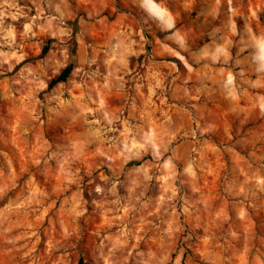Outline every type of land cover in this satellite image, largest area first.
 I'll return each mask as SVG.
<instances>
[{
	"label": "clouds",
	"instance_id": "obj_1",
	"mask_svg": "<svg viewBox=\"0 0 264 264\" xmlns=\"http://www.w3.org/2000/svg\"><path fill=\"white\" fill-rule=\"evenodd\" d=\"M0 264H264V0H0Z\"/></svg>",
	"mask_w": 264,
	"mask_h": 264
}]
</instances>
